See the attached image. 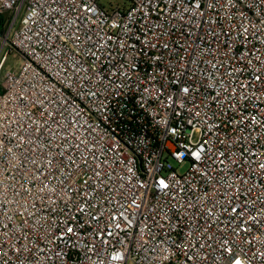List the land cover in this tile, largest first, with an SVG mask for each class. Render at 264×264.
I'll return each mask as SVG.
<instances>
[{
	"label": "built area",
	"instance_id": "1",
	"mask_svg": "<svg viewBox=\"0 0 264 264\" xmlns=\"http://www.w3.org/2000/svg\"><path fill=\"white\" fill-rule=\"evenodd\" d=\"M128 2L0 0V264H264V0Z\"/></svg>",
	"mask_w": 264,
	"mask_h": 264
},
{
	"label": "rangeland",
	"instance_id": "2",
	"mask_svg": "<svg viewBox=\"0 0 264 264\" xmlns=\"http://www.w3.org/2000/svg\"><path fill=\"white\" fill-rule=\"evenodd\" d=\"M100 5L105 7L106 9H110L111 7L119 6V7H128V0H100ZM21 17V16H20ZM20 17L15 25V28L19 25ZM1 23V32H0V86L3 81L4 72L7 70H16L19 67V63L21 61L20 54L12 48L10 44V36L5 38V34L7 32V22L10 20L9 16L0 17ZM6 21V22H5ZM187 170V166H183L178 169L179 173H184Z\"/></svg>",
	"mask_w": 264,
	"mask_h": 264
},
{
	"label": "trees",
	"instance_id": "3",
	"mask_svg": "<svg viewBox=\"0 0 264 264\" xmlns=\"http://www.w3.org/2000/svg\"><path fill=\"white\" fill-rule=\"evenodd\" d=\"M1 23H3V22H2V20L0 18V32H1ZM0 92H1V86H0Z\"/></svg>",
	"mask_w": 264,
	"mask_h": 264
}]
</instances>
